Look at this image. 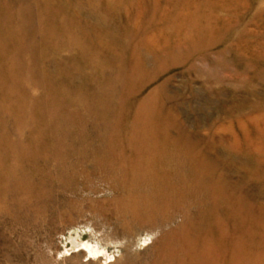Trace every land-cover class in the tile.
<instances>
[{
    "label": "rangeland",
    "instance_id": "374dc122",
    "mask_svg": "<svg viewBox=\"0 0 264 264\" xmlns=\"http://www.w3.org/2000/svg\"><path fill=\"white\" fill-rule=\"evenodd\" d=\"M0 264H264V0H0Z\"/></svg>",
    "mask_w": 264,
    "mask_h": 264
}]
</instances>
